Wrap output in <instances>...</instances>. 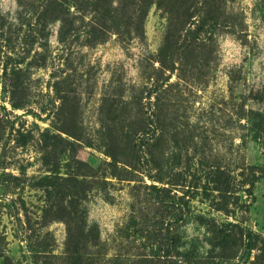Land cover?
I'll return each instance as SVG.
<instances>
[{
    "label": "rangeland",
    "instance_id": "374dc122",
    "mask_svg": "<svg viewBox=\"0 0 264 264\" xmlns=\"http://www.w3.org/2000/svg\"><path fill=\"white\" fill-rule=\"evenodd\" d=\"M200 1L178 10L179 44ZM223 6L227 27L188 39L171 72L159 0H0V264H73L62 215L44 212L46 175L107 182L111 199L97 188L87 202L105 243L91 264H152L155 240L169 226L199 235V217L236 245L198 264H264V132L248 129L264 90V0ZM47 131L86 166L54 156ZM165 196L185 221L159 206Z\"/></svg>",
    "mask_w": 264,
    "mask_h": 264
},
{
    "label": "trees",
    "instance_id": "16d2710c",
    "mask_svg": "<svg viewBox=\"0 0 264 264\" xmlns=\"http://www.w3.org/2000/svg\"><path fill=\"white\" fill-rule=\"evenodd\" d=\"M227 1L229 0H220L222 6L214 5L209 7L215 0H201L203 9L196 14L200 20H198L196 28H188L185 31V39L179 44L175 38V31H179V28H177L178 10L184 0H167L166 2L159 0V6L163 9L169 20V30L167 29L166 38H169V44L173 45V48L169 50L168 56L169 63H171V72L175 69V57L184 49V46L188 43V39L189 41L199 39L200 33H204L207 36L216 31L220 26L227 27V23L220 21L223 14V3L225 4ZM109 5H114V2H109ZM260 12L264 13V10ZM179 19L183 23L190 21L191 12L189 10L183 11ZM163 51L162 47L161 53ZM261 94L255 98L260 103L261 109L256 110L249 120L248 129L250 136L255 135L257 137L258 134L260 135L264 132V90ZM43 140L47 143L49 150L54 156H60L67 163L76 162L80 166H86L76 155H73L75 153L73 142L50 131L43 134ZM62 143L68 145L69 149L64 148ZM38 181L45 187L44 212L46 214L59 213L62 215L60 220L66 226V245H74L72 251L73 264H91L103 259L101 250L105 251V243L101 239L100 227L96 223H89L87 202L90 193L97 188L103 192L105 199H111L107 182L102 181L97 183L95 180L87 181L85 178L74 176L62 179L47 175ZM159 206L169 214V217L174 216L179 222L185 221V214L180 213L183 205L175 199L165 196L164 199L160 200ZM193 224L202 230L199 235H189L185 227L174 230V227L169 226L166 233L160 235L153 245L150 246L152 256L156 257V261H152V264H162L159 257H157L159 251L162 249H166L167 251L169 249V255L172 253L182 254L188 261L208 263L218 257L220 252L236 245L233 243L231 229L228 226L219 228L212 219L203 217H199ZM136 227V223L132 222L127 228L128 230H132L131 233L134 237H142V229H137ZM250 249L246 252L247 258L250 256ZM92 251H95V254H91ZM138 264H151V262L140 260Z\"/></svg>",
    "mask_w": 264,
    "mask_h": 264
}]
</instances>
